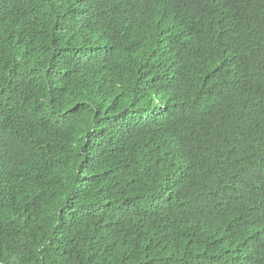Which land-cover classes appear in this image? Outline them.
Masks as SVG:
<instances>
[{"label":"trees","instance_id":"trees-1","mask_svg":"<svg viewBox=\"0 0 264 264\" xmlns=\"http://www.w3.org/2000/svg\"><path fill=\"white\" fill-rule=\"evenodd\" d=\"M0 264H264V0H0Z\"/></svg>","mask_w":264,"mask_h":264}]
</instances>
